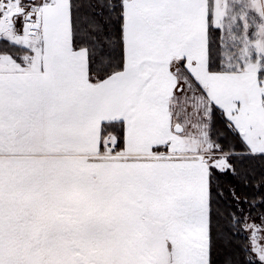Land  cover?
I'll return each mask as SVG.
<instances>
[{
    "label": "snow or ice",
    "instance_id": "1",
    "mask_svg": "<svg viewBox=\"0 0 264 264\" xmlns=\"http://www.w3.org/2000/svg\"><path fill=\"white\" fill-rule=\"evenodd\" d=\"M0 264H264V0H0Z\"/></svg>",
    "mask_w": 264,
    "mask_h": 264
}]
</instances>
